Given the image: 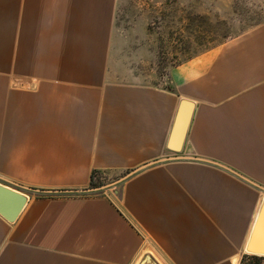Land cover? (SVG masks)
<instances>
[{
  "label": "crops",
  "instance_id": "1",
  "mask_svg": "<svg viewBox=\"0 0 264 264\" xmlns=\"http://www.w3.org/2000/svg\"><path fill=\"white\" fill-rule=\"evenodd\" d=\"M118 0H0V264H239L264 199V24L124 77ZM184 138L168 147L182 100ZM116 183L81 193L92 172Z\"/></svg>",
  "mask_w": 264,
  "mask_h": 264
},
{
  "label": "rangeland",
  "instance_id": "2",
  "mask_svg": "<svg viewBox=\"0 0 264 264\" xmlns=\"http://www.w3.org/2000/svg\"><path fill=\"white\" fill-rule=\"evenodd\" d=\"M262 24L264 0H118L124 77L165 86L180 62ZM113 177L96 174L80 192H104L116 183Z\"/></svg>",
  "mask_w": 264,
  "mask_h": 264
},
{
  "label": "water",
  "instance_id": "3",
  "mask_svg": "<svg viewBox=\"0 0 264 264\" xmlns=\"http://www.w3.org/2000/svg\"><path fill=\"white\" fill-rule=\"evenodd\" d=\"M192 110V102L182 100L168 141V147L173 151L180 149L179 143L174 144L173 139L175 136H178L179 141L184 138ZM26 201L27 197L24 193L0 183V215L6 220L14 221L25 206ZM246 251L249 254L264 256V199L247 242Z\"/></svg>",
  "mask_w": 264,
  "mask_h": 264
},
{
  "label": "trees",
  "instance_id": "4",
  "mask_svg": "<svg viewBox=\"0 0 264 264\" xmlns=\"http://www.w3.org/2000/svg\"><path fill=\"white\" fill-rule=\"evenodd\" d=\"M98 172L93 171L91 174L90 184H92L93 178ZM239 264H264V256H259L255 254H243Z\"/></svg>",
  "mask_w": 264,
  "mask_h": 264
}]
</instances>
